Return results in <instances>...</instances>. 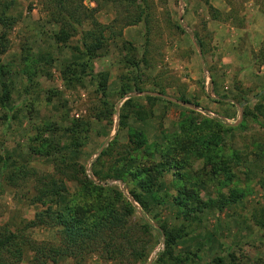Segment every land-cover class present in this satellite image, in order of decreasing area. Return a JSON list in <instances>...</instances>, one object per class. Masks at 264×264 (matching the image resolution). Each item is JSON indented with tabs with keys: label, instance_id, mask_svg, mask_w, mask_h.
<instances>
[{
	"label": "rangeland",
	"instance_id": "rangeland-1",
	"mask_svg": "<svg viewBox=\"0 0 264 264\" xmlns=\"http://www.w3.org/2000/svg\"><path fill=\"white\" fill-rule=\"evenodd\" d=\"M152 1L157 25L151 39L155 68L150 74L159 71L161 84L167 86L162 96L173 100L183 96L190 101V105L172 101L170 105L147 103L142 96L152 88L143 82L138 86L144 92L130 93L129 96L138 97L135 98L136 104L146 114L151 111L152 117L140 122L129 119L127 127L141 131L147 143L154 141L163 145L164 136L169 138L183 133L179 130V123L188 117L196 124L194 130L201 132L202 136H220L223 145L218 154L221 158H227L231 152H237L240 158H256L257 150L264 147V100L261 99L264 95V15L251 0H206L221 13L218 20L209 19L204 0ZM13 2V14L18 22L9 34V49L0 56V63L9 70V75L1 81L8 86L10 97L8 104L0 105V150L4 149L13 158L23 160L35 126L47 124L61 129L66 128L71 120L86 118L91 128L84 144L78 148L77 162L94 184L102 188H117L128 200L123 184L109 179L98 182L90 173L91 163L110 141L115 139L123 145L127 140V127L118 125L119 108L126 97L117 99L119 77L127 74L120 62L127 52L117 42H108L93 61L92 74L106 73L107 76V104L101 106L104 96L96 89L93 79L85 77L82 83L69 88L62 85L60 64L71 58L72 47L77 45L76 37L65 46H55L50 39L53 28L45 24L40 0ZM84 4L93 6L88 0H84ZM95 18L105 24L111 19V14L101 11ZM175 24L184 33L176 29ZM193 31L204 42V50H199V55L192 41ZM121 39L140 52L143 44L141 27L124 28ZM25 45L35 56L42 53L52 56L54 61L44 67L48 75L35 72L27 79L22 73L23 69L29 72V67L21 62L20 48ZM32 67L30 64V69ZM255 105H261L259 113ZM93 116H105V119L98 122ZM192 126L187 130L189 134ZM62 138L65 139L64 135ZM141 156L142 153H139L140 163L144 165L158 159L153 157L148 160L146 156ZM48 163L50 161L38 157L28 165L39 172H50ZM260 163L264 166V158ZM229 165L237 182L227 185V188L234 187L237 193L227 205L221 208L216 205L219 194L230 198V193L209 177L208 168H203V161L199 159L190 161V183L195 178H201L203 185L199 194L214 200L213 208L190 213L183 219H173L174 212L169 201L151 207L150 214H154L158 221L146 218L155 230L162 221L167 222V229H184L185 236L175 243L171 251L180 258L187 254L188 259L179 264H214L212 259L217 257L222 259V264H264V228L258 223L264 211V187L259 185L258 176L247 179L249 176L239 161L236 165ZM173 171L164 172L158 178L157 193L160 196L175 195L177 185L174 181L177 176L172 174ZM151 175L154 176V173ZM219 179H222L221 175ZM23 193L24 190L14 191L3 180L0 182V225L31 220L38 208L27 205L24 198H20ZM66 195L70 206L82 199L75 186H67ZM130 203L135 210H139L136 204ZM29 234L36 241H55L54 229L34 228ZM163 250V234L157 233L145 264H150ZM86 264L100 263L92 257L86 260ZM163 264L176 263L167 261Z\"/></svg>",
	"mask_w": 264,
	"mask_h": 264
},
{
	"label": "trees",
	"instance_id": "trees-1",
	"mask_svg": "<svg viewBox=\"0 0 264 264\" xmlns=\"http://www.w3.org/2000/svg\"><path fill=\"white\" fill-rule=\"evenodd\" d=\"M236 1V0H235ZM258 11L264 15V0H251ZM93 6H86L84 0H40L41 13L45 24L53 29L50 39L55 46H65L76 37L77 45L72 47L71 58L60 64L59 75L64 88L82 83L85 77L94 80L96 89L104 96L101 106L106 103V73H93V61L99 57L108 42H117L127 56L120 62L127 74L119 77L117 99L122 102L118 113L119 127H127V121L133 119L140 122L151 118V111L146 114L136 104L130 93L144 92L138 84L146 83L152 90L149 92L164 95L167 86L162 85L159 71L154 75L150 72L155 68L153 62L152 32L157 25L154 20V3L152 0H88ZM203 5L210 20H218L221 13L214 9L208 1ZM13 0H0V56L9 49V34L18 22L13 14ZM108 12L111 19L99 23L95 15ZM139 25L142 29L143 44L140 52L131 44L122 41V30ZM181 33L184 30L174 25ZM195 47L201 52L204 42L196 32L191 33ZM153 46V47H152ZM139 48V49H140ZM21 62L26 64L28 71L23 69L27 79L33 74L48 75L45 66L54 61L48 53L35 56L30 47L20 48ZM30 64L33 67L30 69ZM25 66V65H24ZM9 70L0 63V105L9 102V88L1 78L9 75ZM21 73V71H19ZM147 103L162 102L172 104L161 97L143 95ZM264 100V95L261 96ZM176 101L190 105L183 96ZM197 107L196 104H192ZM257 113L261 105H255ZM192 113V111L190 112ZM15 118V116H11ZM95 121H102L105 116H93ZM207 123H211L205 120ZM192 123V124H191ZM195 124V123H194ZM193 122L186 117L179 123L182 134L165 137V144L146 142L141 131L127 127L126 143L120 145L115 139L102 149L91 163V176L98 182L111 180L123 184L128 197L139 207L127 200L117 188H102L90 180L76 154L91 128L89 120L78 118L70 121L66 128L47 124L35 126L26 148L25 159H15L4 149L0 150V182L14 191H23L20 198L29 206L38 208L30 221L13 225H0V264H86V260L95 257L100 264H145L153 246L157 233L163 234L164 250L156 255L150 264H163L171 261L176 264L188 259L171 252L175 243L185 236L182 227L167 229V222L162 221L155 230L150 221L158 219L151 207L169 201L172 205L173 219H183L190 213H197L213 208L214 200L199 194L203 181L198 177L190 183V161L202 159L203 168H208L209 177L217 181V185L227 188L237 182L229 165L241 163L247 172V179L258 176V182L264 187V166L260 163L264 158V147L257 150L258 156L252 160L237 152H231L227 158L219 156L223 142L219 135H205L194 130ZM192 126L191 133L187 130ZM240 126V125H239ZM232 129L233 127H228ZM61 132H64L61 133ZM64 135L65 139L62 138ZM64 139V140H62ZM141 157H157L156 162L149 165L140 163ZM43 157L50 161V172H39L29 166L33 158ZM192 159V160H191ZM147 160V161H148ZM172 172L177 176V185L173 196L157 193V181L162 173ZM204 171V170H203ZM154 173V176L151 175ZM203 173V172H202ZM205 175V173H203ZM222 179H219V176ZM157 176V178L155 177ZM174 185L173 183H171ZM75 186L82 198L79 203L70 206L67 199V186ZM230 193L223 198L219 194L216 205L220 208L233 201L236 188H227ZM139 215H138V214ZM137 214V216L135 215ZM149 220H147V218ZM258 223L264 228V211ZM34 228L55 230V241H36L29 231ZM156 232V235L154 234ZM214 264H222L221 258H213Z\"/></svg>",
	"mask_w": 264,
	"mask_h": 264
},
{
	"label": "water",
	"instance_id": "water-1",
	"mask_svg": "<svg viewBox=\"0 0 264 264\" xmlns=\"http://www.w3.org/2000/svg\"><path fill=\"white\" fill-rule=\"evenodd\" d=\"M196 48H197V52H198V55H199V49H198V47H196ZM144 94L152 95V96H156V97H161V98H164V99H166V100L172 101V102H174V103H178V104H181V105H184V106H188V105H186V104H183V103L178 102V101H176V100H173V99H170V98L164 97V96H162V95H160V94H157V93L145 92ZM128 200H129V202H133L132 199H131L130 197L128 198ZM148 264H149V262H148Z\"/></svg>",
	"mask_w": 264,
	"mask_h": 264
},
{
	"label": "crops",
	"instance_id": "crops-1",
	"mask_svg": "<svg viewBox=\"0 0 264 264\" xmlns=\"http://www.w3.org/2000/svg\"><path fill=\"white\" fill-rule=\"evenodd\" d=\"M212 23V22H211ZM209 25V24H208ZM210 26V25H209ZM212 29H214V27H212Z\"/></svg>",
	"mask_w": 264,
	"mask_h": 264
}]
</instances>
